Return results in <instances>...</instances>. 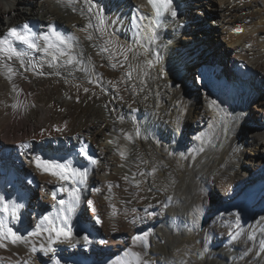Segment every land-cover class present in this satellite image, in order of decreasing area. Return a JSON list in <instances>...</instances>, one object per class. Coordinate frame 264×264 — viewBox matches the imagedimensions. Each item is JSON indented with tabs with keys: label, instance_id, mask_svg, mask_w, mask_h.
I'll use <instances>...</instances> for the list:
<instances>
[{
	"label": "bare ground",
	"instance_id": "1",
	"mask_svg": "<svg viewBox=\"0 0 264 264\" xmlns=\"http://www.w3.org/2000/svg\"><path fill=\"white\" fill-rule=\"evenodd\" d=\"M24 24L71 48L0 54V195L27 237L5 239L0 264H264V0H171L160 16L148 0H0V37ZM62 186L80 194L72 236L46 253L48 233H28L60 225Z\"/></svg>",
	"mask_w": 264,
	"mask_h": 264
},
{
	"label": "snow or ice",
	"instance_id": "2",
	"mask_svg": "<svg viewBox=\"0 0 264 264\" xmlns=\"http://www.w3.org/2000/svg\"><path fill=\"white\" fill-rule=\"evenodd\" d=\"M86 2L91 5V0H86ZM148 3L152 6L155 14L160 16L163 12L170 10L171 0H148ZM92 6L94 7L95 5ZM89 11H91V7L89 8ZM171 15L175 16L176 13L172 11ZM237 31L240 30L238 29ZM52 38H54L56 44L65 45L66 47L71 48V44L68 43L65 37L60 33L53 31ZM52 38L47 34L37 35L32 32L28 24L9 28L7 33L0 37V54L6 55L8 59L15 57L20 60L21 53L12 47L13 40L23 43L29 48L37 51H48L49 48L56 46V44L53 43ZM88 38L91 39V37ZM37 41L44 42L42 49ZM67 62L71 64L73 61L72 59H69ZM21 63L23 66V61H21ZM149 64H151V61H149ZM9 70L11 71V69ZM84 91L87 92L88 89L85 88ZM13 107H15V105H13ZM80 154L83 155L90 164L95 165L98 163V161L89 155L85 149L81 148ZM121 155L123 156V154ZM32 162L39 171L55 176L60 181L83 184L88 177L89 169L87 167L81 168L74 166L73 161L70 159H44L40 156H35ZM58 191L68 192L67 200L61 199L58 201L61 206L60 211L65 213L64 216L59 217L61 221L60 225H57L55 221L50 220L48 216H44L42 220L36 224L35 229L28 233V236H39L42 232L48 233V247L45 248L43 245L41 246V249L46 253L53 251L52 245L54 243H62L71 239L72 230L69 221L71 219V214L75 211L80 201L79 190L75 187L69 190L62 186ZM97 191L99 190L97 189ZM52 195L55 199L56 192H53ZM88 203L91 204L92 202L88 201ZM18 207L19 206L14 201L6 202L4 196L0 195V214H4V216H0V247L6 246L3 243L5 239H10L12 244H16L17 242L27 243V237L20 235L18 230L13 231L12 228L7 226L6 222L7 216H10L12 221L20 219L17 212ZM147 236L148 233H144L142 237H135L134 239L146 240ZM84 239L87 240V236H85ZM32 251H36L35 247H33ZM134 255L139 258L138 253Z\"/></svg>",
	"mask_w": 264,
	"mask_h": 264
},
{
	"label": "rangeland",
	"instance_id": "3",
	"mask_svg": "<svg viewBox=\"0 0 264 264\" xmlns=\"http://www.w3.org/2000/svg\"><path fill=\"white\" fill-rule=\"evenodd\" d=\"M178 8H179V6H178ZM204 19H206L205 21L206 22H210L211 21V19L212 18H210V16H204ZM30 21H34V20H30ZM234 73L233 74H235V71L234 70H232ZM37 89V88H36ZM36 91V90H35ZM60 113V112H59ZM258 183H262V181H260V180H258ZM87 209H88V213H90L91 212V208H89V207H87Z\"/></svg>",
	"mask_w": 264,
	"mask_h": 264
}]
</instances>
